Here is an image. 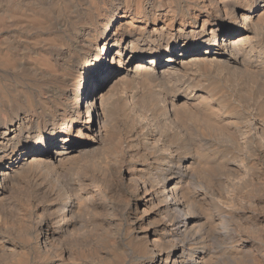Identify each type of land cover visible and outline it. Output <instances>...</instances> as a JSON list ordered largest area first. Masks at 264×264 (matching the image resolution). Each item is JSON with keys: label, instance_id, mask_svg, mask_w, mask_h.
<instances>
[{"label": "bare ground", "instance_id": "1", "mask_svg": "<svg viewBox=\"0 0 264 264\" xmlns=\"http://www.w3.org/2000/svg\"><path fill=\"white\" fill-rule=\"evenodd\" d=\"M0 264H264V0H0Z\"/></svg>", "mask_w": 264, "mask_h": 264}, {"label": "rangeland", "instance_id": "2", "mask_svg": "<svg viewBox=\"0 0 264 264\" xmlns=\"http://www.w3.org/2000/svg\"><path fill=\"white\" fill-rule=\"evenodd\" d=\"M218 152L220 151V150H217ZM225 153H217V156H223ZM227 155H229V154H227ZM167 190H169V188L167 189Z\"/></svg>", "mask_w": 264, "mask_h": 264}]
</instances>
